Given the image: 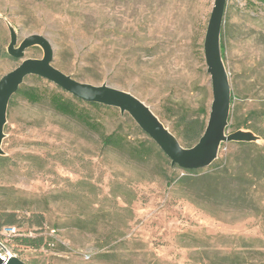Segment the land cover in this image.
I'll return each instance as SVG.
<instances>
[{"label": "rangeland", "instance_id": "374dc122", "mask_svg": "<svg viewBox=\"0 0 264 264\" xmlns=\"http://www.w3.org/2000/svg\"><path fill=\"white\" fill-rule=\"evenodd\" d=\"M214 2L0 0V47L7 53V21L18 30V44L44 35L56 68L134 94L177 137L179 116L203 119L200 111L209 113L213 101L204 38ZM225 9L224 63L236 98L230 123L255 112L250 124L264 134V6L228 0ZM42 55L33 47L24 59ZM22 61L1 58L0 78ZM23 85L56 88L38 76ZM103 107H88L103 132H121L132 147L149 146L151 138L131 116ZM7 120L0 213L17 214L18 232L9 237L0 230L3 257L28 264H202L194 258L236 252L244 264H264V255L252 253H264V187L246 188L250 203L241 207L222 193H209L207 202L191 199L178 181L183 170L163 160L159 146L150 145L145 160L133 159L129 146L103 147L99 133L47 102L31 104L21 96L14 97ZM237 151L235 143H224L213 164L233 161ZM19 236L45 243L32 249L17 243Z\"/></svg>", "mask_w": 264, "mask_h": 264}, {"label": "water", "instance_id": "95a60500", "mask_svg": "<svg viewBox=\"0 0 264 264\" xmlns=\"http://www.w3.org/2000/svg\"><path fill=\"white\" fill-rule=\"evenodd\" d=\"M228 0H215L205 35L204 54L208 73L211 77L212 98L206 130L194 147H185L171 130L161 121L151 107L137 96L125 90L117 89L106 83L94 85L84 83L64 73L53 65V46L44 35L27 36L18 44V30L7 21L10 31V43L7 53L10 57L23 60L13 71L0 78V158L5 155L3 142L6 138L5 127L9 103L28 76H38L60 87L68 94L85 103H96L120 109L128 114L139 128L151 138L161 151L171 160L172 167L186 171L210 168L218 159L224 143H257L263 138L250 129L230 132L229 125L232 110V85L229 72L224 63L222 50V31L226 4ZM39 47L42 58L24 59L28 49ZM0 264H28L17 256H0Z\"/></svg>", "mask_w": 264, "mask_h": 264}, {"label": "trees", "instance_id": "16d2710c", "mask_svg": "<svg viewBox=\"0 0 264 264\" xmlns=\"http://www.w3.org/2000/svg\"><path fill=\"white\" fill-rule=\"evenodd\" d=\"M247 4L253 6H264V0H247ZM224 48L225 46L222 44L223 52ZM6 57H8V54L4 48L0 47V59ZM16 96H21L31 104H42L47 102L57 113H61L62 115L73 120L75 119L88 130L99 133L102 137L103 147L106 146L124 150L130 145L127 137L121 132H114L112 134H106L103 132L102 125L96 119H94V117H92L90 111L88 110L89 106L99 109L104 108L103 106L96 103H85L77 97L68 94L60 87H56L54 90H49L46 88L41 90L34 86L27 87L22 85L19 88V91L14 95V97ZM14 97L9 103L10 106ZM232 98V104H234L236 98L234 96H232ZM200 112L204 114L205 118H191L189 116L182 115L179 116L175 123V129L178 131V136L182 137L183 144H185L186 147H194L206 130L205 127L209 113L205 108H203ZM253 113L250 114L251 116L248 119L243 121H240L239 118L234 117V121L230 123L229 128L234 129V131H238L241 128L250 129L264 139V134H262L257 127L250 124ZM136 127L139 131H141L137 125ZM141 132L143 133V131ZM235 144L238 147V151L234 155L235 159L233 161L229 159L225 165L224 162L215 163L212 164L208 169L195 171L183 170L184 175L178 181L180 185H184L186 187L191 199L207 202L209 200V193H222L227 197L228 202H232V204L241 207L249 205L250 203L246 193V188L251 189L256 187H264V147H261L255 142H239ZM148 145L149 146L145 144H139L133 147L129 146L128 149H132L131 156L133 159L140 161L145 160L148 156L147 150L150 149V145L157 147V150L159 149L158 145H156L151 139L148 141ZM158 152L162 156L163 160H166L168 164L171 163V160H169L166 155H163V152L160 149ZM3 160L4 158L1 157L0 165ZM174 182L175 179L167 175L168 185H171ZM257 210H259L258 207ZM259 212L262 216H264V209L261 211L259 210ZM17 221L18 216L13 212L0 213V230L2 234L6 235L3 233L4 228L15 227V225H17ZM34 224L37 226H43V220H35ZM51 230L54 231L53 233L56 232L55 228ZM15 240L17 243L32 249L40 248L45 243L44 238L40 236L34 238L28 236H19L15 238ZM204 253L206 252L204 251ZM252 253L264 255L262 251H253ZM241 259L242 257L240 253L236 252L222 255L220 253H215L213 258L209 256H200L198 258H194L197 263L202 264H244Z\"/></svg>", "mask_w": 264, "mask_h": 264}, {"label": "built area", "instance_id": "2783aa9c", "mask_svg": "<svg viewBox=\"0 0 264 264\" xmlns=\"http://www.w3.org/2000/svg\"><path fill=\"white\" fill-rule=\"evenodd\" d=\"M17 229L15 227H6L4 228L3 233L9 236H14L17 234ZM54 232V231H53Z\"/></svg>", "mask_w": 264, "mask_h": 264}, {"label": "bare ground", "instance_id": "6f19581e", "mask_svg": "<svg viewBox=\"0 0 264 264\" xmlns=\"http://www.w3.org/2000/svg\"><path fill=\"white\" fill-rule=\"evenodd\" d=\"M1 257H3L1 254H0ZM4 258V257H3Z\"/></svg>", "mask_w": 264, "mask_h": 264}]
</instances>
